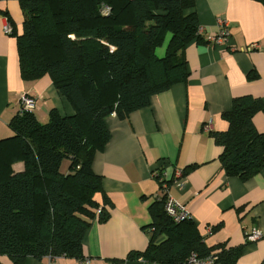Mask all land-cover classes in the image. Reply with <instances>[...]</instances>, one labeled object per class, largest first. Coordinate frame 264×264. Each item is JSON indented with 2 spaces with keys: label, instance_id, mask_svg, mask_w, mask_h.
Masks as SVG:
<instances>
[{
  "label": "trees",
  "instance_id": "1",
  "mask_svg": "<svg viewBox=\"0 0 264 264\" xmlns=\"http://www.w3.org/2000/svg\"><path fill=\"white\" fill-rule=\"evenodd\" d=\"M19 6L22 28L14 35L22 80L48 76L74 114L53 108L40 123L20 106L11 119L13 137L0 142V256L13 264L29 257L81 260L91 221L109 218L92 170L94 154L110 140L105 120L124 119L186 82L185 47L201 40L194 1L20 0ZM263 109L246 95L222 114L228 129L212 137L227 176L247 180L264 168V133L253 124ZM16 163L21 172L12 170ZM149 213L150 243L127 259L184 264L195 255L235 264L241 253V247H208L190 219L174 223L163 197Z\"/></svg>",
  "mask_w": 264,
  "mask_h": 264
},
{
  "label": "crops",
  "instance_id": "2",
  "mask_svg": "<svg viewBox=\"0 0 264 264\" xmlns=\"http://www.w3.org/2000/svg\"><path fill=\"white\" fill-rule=\"evenodd\" d=\"M19 1L0 0V142L13 137L9 123L22 95L34 100L40 123L53 108L62 116L74 114L48 76L32 82L20 76L14 35L22 28ZM193 1L201 40L185 47L186 82L124 119L111 115L105 120L110 140L94 154L92 170L101 178L98 201L109 218L91 221L82 241V263L29 257L24 264H154L127 256L150 243L149 208L159 192L156 173L171 177L175 170L182 173V187L171 185L169 193L187 207L205 244L241 247L235 264H264V168L247 180L227 176L219 162L222 148L212 137L227 131L222 114L234 98L249 95L264 107V6L256 0ZM220 22L228 25L229 36L218 42ZM6 24L13 35L3 32ZM253 124L264 133V109L253 116ZM12 170L21 172L23 164H13ZM251 231L261 238L245 242ZM0 264L13 262L0 256Z\"/></svg>",
  "mask_w": 264,
  "mask_h": 264
},
{
  "label": "built area",
  "instance_id": "3",
  "mask_svg": "<svg viewBox=\"0 0 264 264\" xmlns=\"http://www.w3.org/2000/svg\"><path fill=\"white\" fill-rule=\"evenodd\" d=\"M108 11V9H107ZM221 25V32L218 39V42L226 39L229 36L228 25L225 22H220ZM3 32L8 35L13 34V30L9 24L3 26ZM198 33H200V29L198 28ZM257 47V45H252L251 48ZM20 106L21 109L26 111H34L35 110V103L34 100L27 95H22L20 97ZM156 178L159 182V192L157 198H164V212L168 218H170L174 223H179L185 220L190 219L189 212L187 207L172 197L169 193L170 186L175 185L177 188L182 187L183 183V176L182 173L175 170L171 177H169L165 172L160 171L156 173ZM100 211L97 212L99 214ZM261 238V234L257 231H251L246 234L245 242H255ZM83 260H79L82 263ZM186 263H193V264H215V259L213 257H208L205 259H197L195 255H191Z\"/></svg>",
  "mask_w": 264,
  "mask_h": 264
},
{
  "label": "rangeland",
  "instance_id": "4",
  "mask_svg": "<svg viewBox=\"0 0 264 264\" xmlns=\"http://www.w3.org/2000/svg\"><path fill=\"white\" fill-rule=\"evenodd\" d=\"M66 163H67V162L65 161V163L63 164V166L66 165Z\"/></svg>",
  "mask_w": 264,
  "mask_h": 264
}]
</instances>
